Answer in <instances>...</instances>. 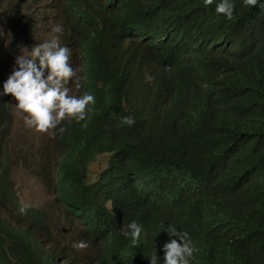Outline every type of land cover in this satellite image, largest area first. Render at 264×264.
<instances>
[{
	"label": "trees",
	"instance_id": "16d2710c",
	"mask_svg": "<svg viewBox=\"0 0 264 264\" xmlns=\"http://www.w3.org/2000/svg\"><path fill=\"white\" fill-rule=\"evenodd\" d=\"M220 2L61 0L56 37L83 61L76 96L95 98L84 121L54 130L57 201L79 226L20 202L2 82L0 264H164V244L179 242L169 225L188 233L189 264H264V0H230L231 20ZM29 22L16 18L15 41ZM104 153L107 167L88 181ZM133 221L138 245L124 235Z\"/></svg>",
	"mask_w": 264,
	"mask_h": 264
},
{
	"label": "rangeland",
	"instance_id": "374dc122",
	"mask_svg": "<svg viewBox=\"0 0 264 264\" xmlns=\"http://www.w3.org/2000/svg\"><path fill=\"white\" fill-rule=\"evenodd\" d=\"M40 1L36 3L33 0H0V82H6L13 70L18 68L16 65L18 56L27 55L35 45L56 36L52 29L56 25L61 26V0ZM16 18L21 21L28 19L30 22L28 36L26 38L18 36L15 41L12 38V25ZM59 43L63 47L68 45V42ZM69 64L76 71V76L66 84V87L69 88V95L76 96V83L79 82L83 66L77 48L70 49ZM11 100L12 123L9 136L11 178L19 200L26 208L50 205L51 215L62 224L63 229L73 230L79 225L62 209V203L57 201L58 193L54 187L56 171L54 137L27 126L24 119L27 114L17 109L18 101L12 95ZM111 157V153H104L90 161L87 168L88 181L96 180L107 167ZM79 229H76V232ZM86 249L91 250L90 247Z\"/></svg>",
	"mask_w": 264,
	"mask_h": 264
},
{
	"label": "clouds",
	"instance_id": "9594fccd",
	"mask_svg": "<svg viewBox=\"0 0 264 264\" xmlns=\"http://www.w3.org/2000/svg\"><path fill=\"white\" fill-rule=\"evenodd\" d=\"M203 2L205 7L213 4V0H203ZM244 2L246 5L255 6L258 0H244ZM215 11L218 15L222 14L231 20L234 5L230 0H221L216 5ZM52 31L60 33L62 28L56 25ZM71 48L75 47L72 44L62 47L56 36L35 45L27 55L22 54L16 58L18 68L13 70L3 85L4 93L11 94L18 101L17 109L27 114L24 117L26 125L53 137L54 130L65 119L84 121L87 118L88 105L95 103V98L91 94L80 97L69 95L66 84L76 76V71L69 64ZM45 70H47L46 77ZM76 87H80L78 82ZM134 123L135 120L131 116L121 119L122 125L132 126ZM60 131L63 132L64 129L61 128ZM21 211L23 212L24 209L22 208ZM142 230V226L133 221L128 225L124 235L130 237L133 245H138ZM166 231L170 237H178L179 242L173 238L164 244V264H189V258L192 257L195 249L188 233L178 231L172 225H169ZM74 247L83 250L88 244L80 241ZM151 264H157V257L151 258Z\"/></svg>",
	"mask_w": 264,
	"mask_h": 264
},
{
	"label": "bare ground",
	"instance_id": "6f19581e",
	"mask_svg": "<svg viewBox=\"0 0 264 264\" xmlns=\"http://www.w3.org/2000/svg\"><path fill=\"white\" fill-rule=\"evenodd\" d=\"M7 1H8V0H7ZM39 1H40V0H39ZM37 2H38V1H37ZM37 2H36V3H37ZM40 2H41V1H40ZM68 9H69V8H68ZM63 11H65V9H64ZM65 12H66V11H65ZM65 12H64V13H65ZM63 15H64V14H63ZM64 17H65V16H64ZM66 23H67V22H66ZM64 26H65V25H64ZM65 27H66V26H65ZM66 28H67V27H66ZM64 31L67 32L66 29H65ZM71 33H72V32H71ZM90 44H91V43H90Z\"/></svg>",
	"mask_w": 264,
	"mask_h": 264
}]
</instances>
